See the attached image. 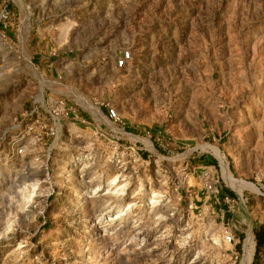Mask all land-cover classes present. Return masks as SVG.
<instances>
[{
  "label": "rangeland",
  "instance_id": "1",
  "mask_svg": "<svg viewBox=\"0 0 264 264\" xmlns=\"http://www.w3.org/2000/svg\"><path fill=\"white\" fill-rule=\"evenodd\" d=\"M260 224L264 0H0V264H252Z\"/></svg>",
  "mask_w": 264,
  "mask_h": 264
},
{
  "label": "trees",
  "instance_id": "2",
  "mask_svg": "<svg viewBox=\"0 0 264 264\" xmlns=\"http://www.w3.org/2000/svg\"><path fill=\"white\" fill-rule=\"evenodd\" d=\"M200 162L206 166H216L218 164L217 160L214 158H211L210 161L204 158H201ZM223 195L226 197H231L232 199L236 198V195L228 189H223ZM253 233H254V237L256 241V251H255L254 260L252 264H260L259 262L260 252L262 249H264V225L262 224L255 225L253 228ZM241 239L243 240V238Z\"/></svg>",
  "mask_w": 264,
  "mask_h": 264
},
{
  "label": "built area",
  "instance_id": "3",
  "mask_svg": "<svg viewBox=\"0 0 264 264\" xmlns=\"http://www.w3.org/2000/svg\"><path fill=\"white\" fill-rule=\"evenodd\" d=\"M131 58H132V54L130 51H122L121 56L116 61V67L118 69L124 68L127 65V63L131 60ZM108 116H109V119L115 122L120 120L119 113L116 109H113V108L110 109ZM233 240H234V237L231 234H228L227 241L232 242Z\"/></svg>",
  "mask_w": 264,
  "mask_h": 264
},
{
  "label": "bare ground",
  "instance_id": "4",
  "mask_svg": "<svg viewBox=\"0 0 264 264\" xmlns=\"http://www.w3.org/2000/svg\"><path fill=\"white\" fill-rule=\"evenodd\" d=\"M31 67H32V65H31ZM32 69V68H31ZM36 72V71H35ZM36 75H38V73L36 72L35 73ZM38 77V76H37ZM73 94H75V93H73ZM80 100V103H81V105H83V107L84 108H86L96 119H102L103 118V115H102V113H101V111L98 109V108H96L92 103H90L89 101H86L84 98H79ZM216 151V150H215ZM230 177V176H229ZM231 179H232V177H231ZM233 181V184H234V186H235V181L234 180H232ZM236 189V188H235ZM239 189V188H238ZM239 191H240V189H239ZM248 244H251L253 247H255V242H254V240L253 239H250L248 242H247ZM247 251V250H246ZM247 254V253H246ZM248 258V257H247ZM247 263V262H246Z\"/></svg>",
  "mask_w": 264,
  "mask_h": 264
}]
</instances>
